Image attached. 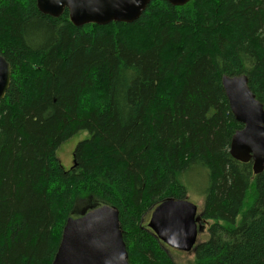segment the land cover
Here are the masks:
<instances>
[{
	"label": "trees",
	"instance_id": "trees-1",
	"mask_svg": "<svg viewBox=\"0 0 264 264\" xmlns=\"http://www.w3.org/2000/svg\"><path fill=\"white\" fill-rule=\"evenodd\" d=\"M0 55V264H51L67 220L105 205L130 264H177L145 219L194 169L211 224L189 264H264V173L230 155L243 125L222 86L245 75L264 107V0H154L132 24L79 28L0 0ZM80 132L67 170L58 150Z\"/></svg>",
	"mask_w": 264,
	"mask_h": 264
},
{
	"label": "water",
	"instance_id": "water-1",
	"mask_svg": "<svg viewBox=\"0 0 264 264\" xmlns=\"http://www.w3.org/2000/svg\"><path fill=\"white\" fill-rule=\"evenodd\" d=\"M154 0H37L39 11L53 18L67 10L75 27L89 24L136 22ZM184 6L194 0H164ZM11 64L0 55V101L11 85ZM222 86L236 121L230 155L241 163H252L255 175L264 173V107L249 87L248 77L223 76ZM75 163V160H74ZM205 221L198 206L187 198L167 199L151 213L148 228L164 246L194 252ZM51 264H130L119 211L102 206L80 217L69 218Z\"/></svg>",
	"mask_w": 264,
	"mask_h": 264
},
{
	"label": "rangeland",
	"instance_id": "rangeland-1",
	"mask_svg": "<svg viewBox=\"0 0 264 264\" xmlns=\"http://www.w3.org/2000/svg\"><path fill=\"white\" fill-rule=\"evenodd\" d=\"M87 136V133L80 132L60 146L58 150V157L65 169L68 170L73 165V154L75 147L78 142L85 139ZM185 185L188 188V195L186 198L188 199V201L198 206V212L199 214H201L204 206V192L208 186V177L206 176V173L203 170L194 169L188 176H186ZM152 212L153 210L146 216L145 224L147 225ZM210 224L211 222H209L205 227L206 231L204 230L203 233L199 234L198 243L204 242L208 239L207 230ZM165 250L177 264H189L194 260V252H181L175 249L168 248L166 246Z\"/></svg>",
	"mask_w": 264,
	"mask_h": 264
}]
</instances>
